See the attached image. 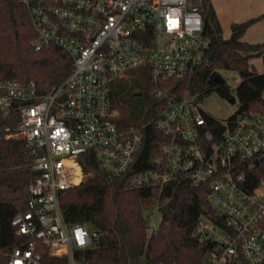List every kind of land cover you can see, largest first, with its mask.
Returning <instances> with one entry per match:
<instances>
[{"label":"built area","instance_id":"1","mask_svg":"<svg viewBox=\"0 0 264 264\" xmlns=\"http://www.w3.org/2000/svg\"><path fill=\"white\" fill-rule=\"evenodd\" d=\"M16 1L27 9L33 48H60L71 69L44 91L0 80V137L23 141L35 173L25 208L10 221L28 242L13 249L7 264H41L40 244L52 256L66 255L67 264H86L75 250L95 247L99 232L67 223L60 198L85 181L88 154L110 175H127L131 187L206 183L215 213L202 214L193 229L212 245L202 264H264V114L216 118L164 84L188 75L208 50L200 2ZM137 67L159 102L155 126L166 139L149 168L133 171L141 130L118 120L111 88Z\"/></svg>","mask_w":264,"mask_h":264},{"label":"trees","instance_id":"2","mask_svg":"<svg viewBox=\"0 0 264 264\" xmlns=\"http://www.w3.org/2000/svg\"><path fill=\"white\" fill-rule=\"evenodd\" d=\"M198 1L203 34L209 38L208 50L202 62L188 75L164 84L180 97L201 98L215 90L229 99L231 91L217 69L235 70L240 77L235 88L236 113L264 114V71L257 72L249 64L252 57L259 56L264 61V40L258 43L241 40L245 30L261 16L232 23L229 36L224 37L211 0ZM34 36L26 7L16 0H0V80L33 83L39 91H44L64 80L71 69V58L54 45L35 50ZM137 70L145 74L151 101L144 104L136 122L121 121L141 130L133 171L149 168L151 159L159 153L160 144L166 139L155 126L159 102L151 93L148 75L138 68L132 73ZM215 75L219 76L218 80ZM114 104L117 106L115 101ZM207 121L212 119L207 116ZM4 123L0 119V127ZM88 156L90 160L83 165L87 173L85 181L65 190L60 198L67 223H83L99 232L95 247L75 250L77 260L86 264L203 263L212 245L199 241L193 229L202 214L215 213L207 200L206 183L193 186L186 181H175L131 187L126 183L127 175L112 176L100 167L94 155ZM31 165L32 156L22 140L0 137V264H7L13 249L24 247L28 242V237L15 232L10 221L26 206L27 186L35 176ZM156 206L160 222L154 232H148L149 212ZM38 251L41 264H67L66 255L52 256L46 245H38Z\"/></svg>","mask_w":264,"mask_h":264},{"label":"rangeland","instance_id":"3","mask_svg":"<svg viewBox=\"0 0 264 264\" xmlns=\"http://www.w3.org/2000/svg\"><path fill=\"white\" fill-rule=\"evenodd\" d=\"M219 23L222 29V34L225 36L229 31V27H225L221 22ZM252 63L256 68H260L261 60L259 58L255 59L252 61ZM137 68L141 69L139 67ZM132 70H129L127 73L129 79H123V81H121L122 79H117L112 83L111 88L112 97L113 100L117 103L116 107L119 112L118 120L122 122H136L140 117L144 104L151 101L150 96L146 90L147 80L144 72H139V70H137L138 72L132 73ZM217 71L228 85L231 91V97L229 99L223 98L215 90H211L201 98H196L194 96L191 97L210 116L216 118H226L237 112L238 99L235 95V88L240 81V77L235 70L218 68ZM128 86L132 87H130L129 89ZM140 91H143L141 96H134V93ZM149 213L150 217L148 218V232H150L153 227L158 226L161 218L160 212L156 208H152Z\"/></svg>","mask_w":264,"mask_h":264},{"label":"crops","instance_id":"4","mask_svg":"<svg viewBox=\"0 0 264 264\" xmlns=\"http://www.w3.org/2000/svg\"><path fill=\"white\" fill-rule=\"evenodd\" d=\"M219 22L225 27H229L234 22H242L252 17L261 16L251 24L243 33L241 40L258 43L264 40V0H211ZM224 37H228L230 32ZM261 60L260 68H256L252 63L255 59ZM249 64L257 71H264V61L262 57H252ZM262 66V67H261ZM264 96V91H263Z\"/></svg>","mask_w":264,"mask_h":264},{"label":"flooded vegetation","instance_id":"5","mask_svg":"<svg viewBox=\"0 0 264 264\" xmlns=\"http://www.w3.org/2000/svg\"><path fill=\"white\" fill-rule=\"evenodd\" d=\"M138 93H140V94L135 93L134 96H141L142 95V92H138Z\"/></svg>","mask_w":264,"mask_h":264},{"label":"water","instance_id":"6","mask_svg":"<svg viewBox=\"0 0 264 264\" xmlns=\"http://www.w3.org/2000/svg\"><path fill=\"white\" fill-rule=\"evenodd\" d=\"M215 79L218 80L219 79V76L218 75H215ZM137 94H140V93H137ZM233 100V99H231Z\"/></svg>","mask_w":264,"mask_h":264}]
</instances>
